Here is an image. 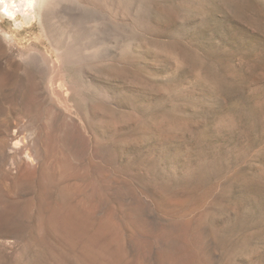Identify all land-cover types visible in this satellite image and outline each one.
I'll return each mask as SVG.
<instances>
[{
    "label": "rangeland",
    "instance_id": "obj_1",
    "mask_svg": "<svg viewBox=\"0 0 264 264\" xmlns=\"http://www.w3.org/2000/svg\"><path fill=\"white\" fill-rule=\"evenodd\" d=\"M94 1L114 21L72 40L96 57L65 62L82 96L47 175L10 160L46 110L0 65V264H264V0ZM8 3L16 45L59 58Z\"/></svg>",
    "mask_w": 264,
    "mask_h": 264
},
{
    "label": "bare ground",
    "instance_id": "obj_2",
    "mask_svg": "<svg viewBox=\"0 0 264 264\" xmlns=\"http://www.w3.org/2000/svg\"><path fill=\"white\" fill-rule=\"evenodd\" d=\"M1 1L2 0H0V5H1ZM13 1L14 0H8V2H13ZM19 1L21 3L20 6L19 5L17 6L19 7V10L18 11L15 10L16 7L13 8V6L11 7L10 4L8 3L7 13H9L11 18H13L12 20H14L16 23L18 21L19 23L20 20L19 13L21 12V16L23 17V19L20 20V25L18 26V28L21 29L25 26V24H31L32 19L36 18V20H38V23L36 24L32 23L31 26H29L28 28L26 27L27 29L24 28L23 31H32L35 27H38L40 31H42L46 36H48L47 38L50 39L52 45L59 52V58L57 57V59L54 58L51 59L52 57H49L48 55H45L37 51V49L35 50L34 48L24 50L23 47V49L22 48L20 49L16 45V43L18 42L16 40L18 39L17 35H19L22 30L21 31L14 30V31L6 32L3 26L4 22L0 24V55H1L0 65L3 68L16 65L17 67H19L18 69L21 68L27 74H29L28 76H31L30 89L32 90L31 93H33L34 95L33 96L35 98L34 100H37V102H39L44 107V111L46 110L45 111L46 113H44V117L42 119L39 118L37 119L36 117L30 119L29 121L30 126H28L29 130L28 132H26V134L24 133L25 135H22V132L19 130L13 132L10 130L11 129L10 128L8 130H10L13 133H9L8 131L5 134V132H3L5 134L4 135L5 137L3 136L5 141L4 140L3 141L6 142V145L9 146L10 149L14 151L13 154H11L10 160L12 159L15 160L16 162V157L18 158L17 153L19 152L18 154H20L21 151L25 152L26 150L27 154L25 155L28 156L29 158L26 160L25 168H27V170L30 169V171H32L31 170L32 168L34 169L35 167L38 166L41 168L43 167L42 171L47 175L48 169L46 170L47 167L46 159L48 157L49 152H52L58 144L66 148L67 144L65 140L69 138H73L72 137L73 133L76 131L74 123L71 121L72 120V116H71L72 105L70 104L71 96L72 98L74 95L82 96L81 94L82 89L80 84H78L75 81H69L67 79V73L64 69L65 62L67 61L77 62L84 58L86 63L90 64L91 61L93 60V57L95 56L91 52L82 53V51L84 50L82 49L81 51L78 48L79 44H76L75 42L73 43L72 40L79 41L76 39V35L78 36V32H81L84 36L85 34H87L88 31L90 32L92 28H95L97 22H99L102 19L108 18V20L110 19L111 21H114L112 20L114 15H112L113 13L111 14L108 11L109 10L108 9L107 10L108 12L106 11V13L103 16H101L100 13L104 11V8L100 5L101 3L98 4L97 1L94 0H57V1L56 0H19ZM21 8L23 9L26 8V9L22 10ZM34 13H38V14H36L35 16ZM123 13L124 15L122 19L124 23H126L129 21V8L127 6L124 7ZM4 17L5 14L0 13V18H4ZM3 33H6L7 35H12V37L3 38L1 36V34ZM90 36L93 35L91 34ZM88 38L91 37L87 36V39ZM87 39L85 38V40ZM91 39L92 41L96 42L94 38ZM32 45L33 44H31L30 47H32ZM2 75L0 74V76ZM33 105H35V103ZM58 140H60V142ZM61 141L64 142V144H62ZM0 145L3 144L1 143ZM18 162H19V158L17 163ZM27 173L29 174L28 171L26 172V174Z\"/></svg>",
    "mask_w": 264,
    "mask_h": 264
}]
</instances>
